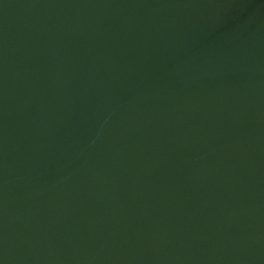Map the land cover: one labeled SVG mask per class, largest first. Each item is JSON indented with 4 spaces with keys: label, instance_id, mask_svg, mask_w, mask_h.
<instances>
[{
    "label": "water",
    "instance_id": "1",
    "mask_svg": "<svg viewBox=\"0 0 264 264\" xmlns=\"http://www.w3.org/2000/svg\"><path fill=\"white\" fill-rule=\"evenodd\" d=\"M0 264H264V0H0Z\"/></svg>",
    "mask_w": 264,
    "mask_h": 264
}]
</instances>
